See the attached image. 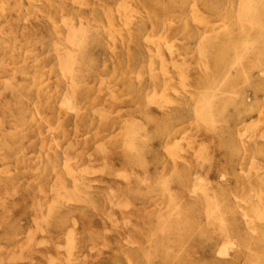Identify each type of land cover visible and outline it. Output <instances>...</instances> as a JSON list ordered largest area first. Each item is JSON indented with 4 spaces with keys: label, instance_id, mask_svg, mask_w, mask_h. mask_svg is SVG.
<instances>
[{
    "label": "rangeland",
    "instance_id": "1",
    "mask_svg": "<svg viewBox=\"0 0 264 264\" xmlns=\"http://www.w3.org/2000/svg\"><path fill=\"white\" fill-rule=\"evenodd\" d=\"M243 2L0 0V264H264Z\"/></svg>",
    "mask_w": 264,
    "mask_h": 264
},
{
    "label": "bare ground",
    "instance_id": "2",
    "mask_svg": "<svg viewBox=\"0 0 264 264\" xmlns=\"http://www.w3.org/2000/svg\"><path fill=\"white\" fill-rule=\"evenodd\" d=\"M244 2H243V6H242V13H241V15H240V17H239V23L242 25V26H245V25H248V26H251V27H253V28H257V0H243ZM239 5V4H238ZM73 8V7H72ZM91 11V10H90ZM198 10L197 9H195L193 12H195V17H197L199 20H201L202 22H205V18H203L202 16H200L199 14H198V12H197ZM81 13V12H80ZM202 14V13H201ZM206 14V13H205ZM209 14V13H208ZM79 15V14H78ZM207 16H210V15H207ZM63 17H65L64 15H63ZM64 19H67L66 17L64 18ZM68 21H69V18L67 19ZM78 20V19H77ZM198 20V21H199ZM198 23H200V21L198 22ZM81 25V24H80ZM199 25H201V24H199ZM66 28V27H65ZM91 31V30H90ZM1 32V31H0ZM148 33V32H147ZM77 36V35H76ZM75 36V37H76ZM144 36V35H143ZM110 37V36H109ZM79 38V37H78ZM53 39V38H52ZM77 39V38H76ZM81 39V38H80ZM83 40V39H82ZM245 40V39H244ZM244 42V41H243ZM124 44V43H123ZM167 45V44H166ZM165 45V46H166ZM116 46V45H115ZM166 48V47H165ZM242 49V48H241ZM58 50V49H57ZM170 50L172 51V48H170ZM109 51H110V49H109ZM169 51V50H168ZM174 51V50H173ZM58 53H59V51H58ZM60 54V53H59ZM113 56H114V54H113ZM2 60V59H1ZM0 60V61H1ZM5 60V59H4ZM171 61V60H170ZM173 61V60H172ZM3 65V64H2ZM148 65V64H147ZM150 65V64H149ZM173 65V64H172ZM151 68V67H150ZM188 68H189V66H188ZM153 70V69H152ZM151 70V71H152ZM70 71V70H69ZM156 71V70H155ZM264 71V70H263ZM87 72H88V70H87ZM186 72V71H185ZM188 72H189V70H188ZM78 74V73H77ZM185 74V73H184ZM107 78V77H106ZM215 79V78H214ZM8 80V79H7ZM164 80V79H163ZM162 80V81H163ZM149 81V80H148ZM105 82V81H104ZM217 82V81H216ZM223 82V81H222ZM66 84H68V83H66ZM227 85V84H226ZM229 85V84H228ZM231 85V84H230ZM5 87V86H4ZM3 87V88H4ZM67 87V86H66ZM106 87V86H105ZM163 88V87H162ZM5 89V88H4ZM56 89V88H55ZM6 90V89H5ZM66 90V89H65ZM98 90V89H97ZM4 91V90H3ZM67 92L68 91H66V94L65 95H67ZM111 92V91H110ZM69 93V92H68ZM63 95V97L65 96L64 95V93H62ZM70 94V93H69ZM110 94V93H109ZM168 94V93H167ZM163 95V94H162ZM75 96V95H74ZM73 96V97H74ZM152 96H154V95H152ZM161 96V95H160ZM69 97V96H68ZM62 98V97H61ZM64 98H66V97H64ZM71 98V97H70ZM145 98H146V96H145ZM63 99V98H62ZM67 99V98H66ZM198 99V98H197ZM61 100V99H60ZM71 100V99H70ZM70 100H67L66 101V105L68 104L67 102L69 101V102H73V101H70ZM73 100V99H72ZM75 100V99H74ZM157 100V99H156ZM173 101H175V100H173ZM261 101V100H260ZM178 102V101H177ZM58 103H61V101H59ZM65 104H64V106H65ZM70 104V103H69ZM68 104V105H69ZM158 104V103H157ZM264 104V103H263ZM58 105V104H57ZM73 105H75V104H73ZM73 105H71L70 104V106H73ZM80 105V104H79ZM101 106V105H100ZM159 106V105H158ZM160 107V106H159ZM67 108L68 109H70V107L69 106H67ZM66 108V109H67ZM74 108V107H73ZM73 108H71L72 110H73ZM78 108V107H77ZM67 109V110H68ZM70 109V110H71ZM75 110V109H74ZM80 111V110H79ZM75 113V112H74ZM139 114V113H138ZM138 116H140V115H138ZM140 120V119H139ZM257 121V120H256ZM259 121V120H258ZM259 123V122H258ZM261 124V123H260ZM263 124V123H262ZM56 129H58V128H56ZM262 131V130H261ZM254 133V132H253ZM257 133V132H256ZM262 133H263V131H262ZM133 140V139H132ZM207 142V141H206ZM182 149H183V147H182ZM201 153H202V151H201ZM209 153V152H208ZM203 155V154H202ZM205 156H203V158H204ZM93 158V157H92ZM94 160V159H93ZM206 160V159H205ZM204 161V160H203ZM0 166H1V164H0ZM105 167V166H104ZM89 169V168H88ZM102 169V168H101ZM239 170V169H238ZM91 171V170H90ZM89 171V172H90ZM242 171V170H241ZM85 172V171H84ZM88 172V171H87ZM88 172V173H89ZM222 174V173H221ZM75 176V175H74ZM224 177V176H223ZM227 180V179H226ZM30 183V182H29ZM109 188V187H108ZM50 190V189H49ZM14 195V194H13ZM15 196V195H14ZM236 198H238V197H236ZM34 206V205H33ZM113 217V216H112ZM126 220H124V222H125ZM224 221V220H223ZM114 223H115V220H114ZM102 224H104V223H102ZM225 224V223H224ZM125 226V225H124ZM105 228H107V227H105ZM248 228V227H247ZM132 232H133V230H132ZM128 233V235L129 234H131V233H129V231L127 232ZM39 241V240H38ZM232 241V240H231ZM230 241V242H231ZM48 242V241H47ZM130 243H131V241H129ZM42 243V242H41ZM226 244V243H225ZM227 244H229V243H227ZM231 244H232V242H231ZM27 245V244H26ZM23 246V245H22ZM21 246V244H20V247H22ZM67 246V245H66ZM232 246V245H231ZM230 246V247H231ZM90 247V246H89ZM149 247V246H148ZM225 248V251H226V253H227V250H226V246L224 247ZM227 248H229L228 247V245H227ZM91 249V248H90ZM22 253V252H21ZM196 253V252H195ZM225 253V254H226ZM15 256V255H14Z\"/></svg>",
    "mask_w": 264,
    "mask_h": 264
}]
</instances>
